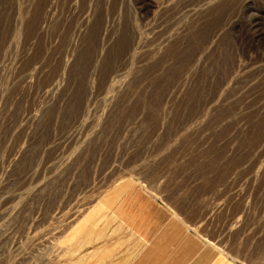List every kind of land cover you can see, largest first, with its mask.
I'll use <instances>...</instances> for the list:
<instances>
[{"label": "rangeland", "instance_id": "1", "mask_svg": "<svg viewBox=\"0 0 264 264\" xmlns=\"http://www.w3.org/2000/svg\"><path fill=\"white\" fill-rule=\"evenodd\" d=\"M128 184L264 264V0H0V264H129Z\"/></svg>", "mask_w": 264, "mask_h": 264}, {"label": "crops", "instance_id": "2", "mask_svg": "<svg viewBox=\"0 0 264 264\" xmlns=\"http://www.w3.org/2000/svg\"><path fill=\"white\" fill-rule=\"evenodd\" d=\"M119 205L123 220L129 219L137 233L132 234V239L141 241L142 237L147 244L135 255L132 264H234L216 249L204 246L182 222L169 216L137 187L125 189L111 203L108 216L114 214Z\"/></svg>", "mask_w": 264, "mask_h": 264}, {"label": "bare ground", "instance_id": "3", "mask_svg": "<svg viewBox=\"0 0 264 264\" xmlns=\"http://www.w3.org/2000/svg\"><path fill=\"white\" fill-rule=\"evenodd\" d=\"M152 232V231H151ZM134 257V256H133ZM133 257L131 258V260L133 259ZM130 261V260H129ZM125 263V262H124Z\"/></svg>", "mask_w": 264, "mask_h": 264}]
</instances>
